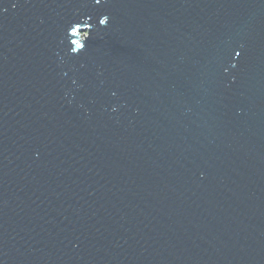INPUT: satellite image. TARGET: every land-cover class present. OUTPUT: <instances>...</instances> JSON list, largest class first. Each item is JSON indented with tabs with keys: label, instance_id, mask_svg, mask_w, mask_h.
Wrapping results in <instances>:
<instances>
[{
	"label": "water",
	"instance_id": "1",
	"mask_svg": "<svg viewBox=\"0 0 264 264\" xmlns=\"http://www.w3.org/2000/svg\"><path fill=\"white\" fill-rule=\"evenodd\" d=\"M0 264H264V0H0Z\"/></svg>",
	"mask_w": 264,
	"mask_h": 264
}]
</instances>
